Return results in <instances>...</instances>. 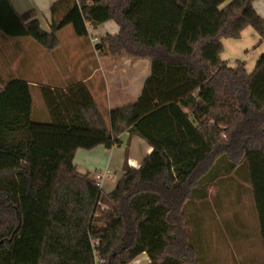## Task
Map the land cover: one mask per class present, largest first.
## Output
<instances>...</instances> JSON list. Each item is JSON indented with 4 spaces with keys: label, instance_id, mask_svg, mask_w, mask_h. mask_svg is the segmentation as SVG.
Returning a JSON list of instances; mask_svg holds the SVG:
<instances>
[{
    "label": "trees",
    "instance_id": "16d2710c",
    "mask_svg": "<svg viewBox=\"0 0 264 264\" xmlns=\"http://www.w3.org/2000/svg\"><path fill=\"white\" fill-rule=\"evenodd\" d=\"M254 1L56 0L46 31L35 10L20 15L0 0L5 35L52 50L67 25L88 37L114 21L120 31L96 48L151 60L138 100L109 122L82 81L40 87L47 122L32 119L28 84L9 83L0 99L10 118L0 114V264H128L143 252L148 264H204L197 220L219 172L236 170H246L264 250V54L251 73L221 58L223 39L247 26L264 37ZM124 132L152 151L139 167L126 160L105 193L78 170L76 151L120 146Z\"/></svg>",
    "mask_w": 264,
    "mask_h": 264
},
{
    "label": "crops",
    "instance_id": "0c3cea01",
    "mask_svg": "<svg viewBox=\"0 0 264 264\" xmlns=\"http://www.w3.org/2000/svg\"><path fill=\"white\" fill-rule=\"evenodd\" d=\"M10 1L20 15L35 10L42 28L50 31L51 6L56 0ZM253 4L264 18V0H255ZM62 14L60 12L57 17ZM71 27L67 25L58 31L59 43L52 50L45 49L30 37H11L0 32V99L9 83L24 81L28 84L32 97V119L47 122L50 121V114L40 87L49 85L67 88L73 82L82 81L90 89L98 110L109 122L112 110L138 100L151 76V60L107 54L96 48V43L92 41L94 37L101 41L106 35H115L120 31L114 21L90 28L88 37L77 36ZM223 45L222 60L229 66L244 62L249 73L254 70L258 58L264 54V37L252 26H247L238 39H223ZM14 91L16 90H11L10 95ZM17 102L19 107L22 100ZM6 112V109H0V114L5 116L4 122L8 118ZM4 122L0 120V128L4 126ZM20 136L18 133L17 137ZM120 139V146L111 149L100 145L76 151L74 163L80 172L89 173L94 178L97 172L109 170V176L104 179L101 187L105 193L116 187L123 175L126 160L129 165L139 167L152 151V146L137 135L124 132ZM218 178L220 179H216L208 189V202L203 204L202 217L197 220L196 248L202 262L234 264L235 259L232 262L231 257L236 250L244 255L243 261L239 259V263L264 264V250L262 243H259V223L257 222L258 231L251 228L256 209L251 185L246 179V170L228 173L220 171ZM243 241L246 242L244 249L238 250L236 246H240ZM225 242H229L228 245ZM149 262L148 254L143 252L128 264Z\"/></svg>",
    "mask_w": 264,
    "mask_h": 264
},
{
    "label": "rangeland",
    "instance_id": "374dc122",
    "mask_svg": "<svg viewBox=\"0 0 264 264\" xmlns=\"http://www.w3.org/2000/svg\"><path fill=\"white\" fill-rule=\"evenodd\" d=\"M72 28V27H71ZM66 43H67V41L66 40H64ZM64 42V43H65ZM256 215H257V213L255 214V216H254V223H252L251 225V228H252V230L253 231H255L256 229H257V231H258V221H257V217H256ZM230 241V240H229ZM228 243L229 242H227V244H226V242H225V244L226 245H228ZM245 241H243V242H240V246H236L237 248H238V250H241V249H244V247H245ZM259 243H261V240H260V242ZM235 255H238L237 257L235 256ZM243 254L242 253H239V252H237L236 250L234 251V256L233 257H231V260H232V262H233V260L235 259V261L233 262L234 264H241V263H239L240 261H239V259H242V261H243ZM237 260H238V262H237Z\"/></svg>",
    "mask_w": 264,
    "mask_h": 264
},
{
    "label": "built area",
    "instance_id": "2783aa9c",
    "mask_svg": "<svg viewBox=\"0 0 264 264\" xmlns=\"http://www.w3.org/2000/svg\"><path fill=\"white\" fill-rule=\"evenodd\" d=\"M92 41H93L94 43H98V42H99V39H98L97 37H94V38L92 39ZM108 176H109V170H108V169H106V170H104V171H102V172H97V173H96V175H95L94 178L97 180V182H98L100 188H101L102 185H103V181H104V179H105L106 177H108Z\"/></svg>",
    "mask_w": 264,
    "mask_h": 264
}]
</instances>
